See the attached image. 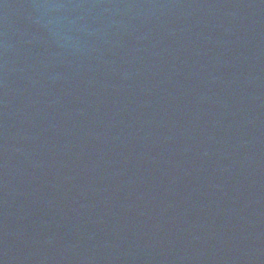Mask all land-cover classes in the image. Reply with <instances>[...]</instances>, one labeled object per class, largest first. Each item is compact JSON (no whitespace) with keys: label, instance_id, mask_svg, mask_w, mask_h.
I'll return each instance as SVG.
<instances>
[{"label":"water","instance_id":"1","mask_svg":"<svg viewBox=\"0 0 264 264\" xmlns=\"http://www.w3.org/2000/svg\"><path fill=\"white\" fill-rule=\"evenodd\" d=\"M0 264H264V0H0Z\"/></svg>","mask_w":264,"mask_h":264}]
</instances>
